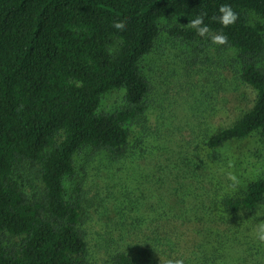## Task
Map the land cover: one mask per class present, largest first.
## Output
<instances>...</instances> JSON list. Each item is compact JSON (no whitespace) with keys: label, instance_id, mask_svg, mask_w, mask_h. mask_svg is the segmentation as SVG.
<instances>
[{"label":"trees","instance_id":"trees-1","mask_svg":"<svg viewBox=\"0 0 264 264\" xmlns=\"http://www.w3.org/2000/svg\"><path fill=\"white\" fill-rule=\"evenodd\" d=\"M221 4L239 17L227 28L212 20ZM202 13L226 44L187 25L169 34L230 55L236 79L255 92L253 104L232 123L205 129L195 149L200 164L186 158V171L175 175V207L158 204L162 213L133 219L110 263L264 264L261 245L251 242L264 219V178L233 192L214 170L218 165L220 175V151L229 144L255 133L264 139V0H0V264H97L83 228L82 187L69 195L66 182L77 175L83 151L136 156L144 131L135 136L133 127L144 130L151 90L141 62L156 47L162 19L187 24ZM114 21H124L125 30ZM117 90L125 92V106L100 111ZM214 234L219 259L203 258L201 236ZM227 245L239 249L229 263L222 259Z\"/></svg>","mask_w":264,"mask_h":264},{"label":"rangeland","instance_id":"rangeland-1","mask_svg":"<svg viewBox=\"0 0 264 264\" xmlns=\"http://www.w3.org/2000/svg\"><path fill=\"white\" fill-rule=\"evenodd\" d=\"M185 25L186 22L177 17L162 19L156 47L141 62V71L151 84L147 115L142 123L144 130L133 127L135 136L140 137L138 133L144 131L142 150L138 148L133 152L136 156L132 159L127 156L118 160L106 154L83 151L77 158V175L66 182L69 195L82 187L80 195L87 209L83 228L87 230L90 255L97 264H111L109 255L115 254V243L120 242L133 219L140 218L143 222L155 215L156 210L163 212L161 207L169 211L175 207L178 195L173 187L180 188L175 175L186 171L182 165L187 162L186 158L200 164L202 157L196 158L195 149L205 129L232 123L253 104L255 92L236 79L230 55L217 57L214 48L200 43L187 44L169 34V30ZM221 73L216 79L220 82L217 86L213 75L217 77ZM124 95L123 90L107 94L100 111L121 109L125 106ZM220 154V175L216 165L215 176L231 187V191L243 188L249 180L264 178V139L259 133L229 144ZM193 166L188 170H194ZM230 175L236 178L235 182ZM183 182L185 179L178 183ZM198 185L195 184L199 191ZM216 234L215 239L201 236L200 256L203 258L219 259ZM251 242L260 244L256 239ZM260 245L264 252V244ZM227 246L230 249L226 247L222 259L229 263L238 258L239 249ZM214 264L220 263L216 260Z\"/></svg>","mask_w":264,"mask_h":264},{"label":"clouds","instance_id":"clouds-1","mask_svg":"<svg viewBox=\"0 0 264 264\" xmlns=\"http://www.w3.org/2000/svg\"><path fill=\"white\" fill-rule=\"evenodd\" d=\"M219 16H213L212 20L220 23L224 28H227L233 25L238 20V14L234 11L231 5L221 4L218 9ZM207 16V13H202L194 19H190L187 23V27L194 29L196 34L200 37H209L211 43L217 45H224L227 43V36L222 32L212 33L209 25L204 23V19ZM118 31H123L126 28V23L124 21H114L112 25ZM233 182L236 181L234 176L229 177ZM243 215V213H241ZM259 217V214H256ZM254 238L260 244H264V220L258 222L254 229ZM161 264L163 261L160 258ZM167 264H184L183 259H169Z\"/></svg>","mask_w":264,"mask_h":264}]
</instances>
